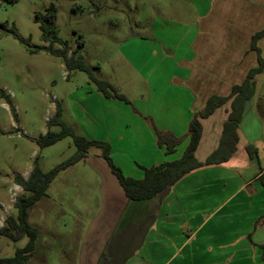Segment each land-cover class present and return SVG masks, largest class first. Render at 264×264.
Listing matches in <instances>:
<instances>
[{"label":"crops","instance_id":"crops-1","mask_svg":"<svg viewBox=\"0 0 264 264\" xmlns=\"http://www.w3.org/2000/svg\"><path fill=\"white\" fill-rule=\"evenodd\" d=\"M192 1L200 13L174 43L155 35L152 40L140 39L150 42L159 58L148 74L153 83L150 96L141 105L127 95L130 102L108 99L99 92L84 96L101 105L106 120L101 124L92 116L81 122V128L91 133L102 127L104 133H117L119 138L89 136L109 141L114 165L124 171L131 162L138 169L136 178L143 177V167L181 156L178 147L166 154L158 132L181 138L179 146L188 145L194 113L204 109L211 95L230 94L257 64L258 52L251 43L264 28V0ZM258 45L263 50L264 37ZM263 74L264 70L255 77V94L246 102L239 125L237 149L241 138L246 142L240 155L236 149L225 163L199 167L150 200L131 201L101 150L93 156L88 153L85 158L101 179L103 199L82 237L77 258L82 264H264V168L254 166L247 151L253 140L242 127L259 95ZM226 105L202 120L196 151L201 161L219 146L231 104L222 121L216 114ZM239 157L241 162L236 161Z\"/></svg>","mask_w":264,"mask_h":264},{"label":"rangeland","instance_id":"rangeland-1","mask_svg":"<svg viewBox=\"0 0 264 264\" xmlns=\"http://www.w3.org/2000/svg\"><path fill=\"white\" fill-rule=\"evenodd\" d=\"M51 2L58 8L60 37L68 41L71 50L77 49L76 55L93 66L97 77L109 80L140 105L150 96L153 83L149 82V70L159 64L153 45L140 39L150 36L152 40L156 36L174 43L190 29L200 10L192 0H0V91L11 96L18 115L14 117L8 100L0 96V227L8 216L17 215L14 202L24 194L14 181L17 173L28 177L37 160L44 172L65 164L51 181L47 195L31 209L29 221L37 227L38 234L36 247L24 264H82L77 259L82 237L98 216L103 199L101 179L89 165V158L72 162L78 150L71 136L43 149L35 138L49 129L48 120L58 101L64 121L79 135L96 139L119 135L104 133L102 127L91 133L81 128V122H88L92 116L101 124L106 120L100 104L84 99L90 92L99 95L85 71L68 70L60 57L42 48L32 50L36 45H47L34 17ZM13 27L29 46L15 36ZM261 51L263 56L264 46ZM263 90L264 74L259 79V95L242 126L256 147L254 166L262 168ZM229 104L216 114L218 120L226 117ZM50 129L59 132L61 127L54 125ZM245 143L241 138L238 156ZM120 145L121 140L114 147ZM185 147L187 144H181L178 149L183 152ZM89 152L93 156L100 149L91 146ZM240 160L241 157L236 161ZM137 170L130 162L124 171L137 177ZM27 241V237L14 241L0 234V258L14 256Z\"/></svg>","mask_w":264,"mask_h":264},{"label":"trees","instance_id":"trees-1","mask_svg":"<svg viewBox=\"0 0 264 264\" xmlns=\"http://www.w3.org/2000/svg\"><path fill=\"white\" fill-rule=\"evenodd\" d=\"M57 18L58 8L53 2L45 8L44 12L39 11L36 14L34 19L39 23V27L42 31V41L47 43V45H36L32 50L37 51L42 48L51 53V55L60 57L68 70L77 69L85 71L90 81L95 84V87L98 90L97 92L103 97L130 102L127 96L124 93H121L120 89L112 82L97 77L93 66L89 65L76 55L77 49L73 51L71 50L68 41L63 40L60 37ZM11 31L25 44L28 46L30 45L27 40H24V38L19 36V33L14 27ZM263 37L264 28L253 35L251 48L258 52L257 64L250 69L243 83L235 84L232 92L227 96H221L220 94L211 95L207 100L204 109L194 113L188 129L189 142L181 156L148 168L143 167L144 175L141 178L126 175L122 168L114 165L115 163L111 157V144L109 141L94 140L76 133V130L64 121L62 112L63 107L59 101L57 102V108L54 115L48 120L49 129L45 134L37 136L35 140L38 143L39 148L43 149L60 141L66 136H71L74 139L75 146L78 150V156L72 161L75 163L87 157L88 149L91 146L99 148L102 156L109 162L112 172L118 177L120 181L119 183L124 188L128 198L131 201L150 200L156 197L164 189L166 190L177 183L182 177L184 178L195 169L211 164L225 163L231 158L238 146L239 125L243 113L245 112L246 102L255 94V77L264 70V57L262 56V51L258 45V41ZM55 44H60V46H55ZM0 96H5L11 105L10 109L14 114V117L18 118L11 96L6 94L3 89L0 91ZM228 102L231 104V110L224 123L219 146L205 161H201L197 157L196 151L197 148H199L204 130L202 119L208 118L216 112L219 107H223ZM54 125L60 126L61 130L59 132L51 130L50 127ZM157 137L158 143L161 146H165L166 154L174 153L176 148L182 142L181 138L175 137L166 132H158ZM247 151L251 157H254L256 154V147L252 144L248 145ZM38 162V160L34 162V166L28 177L19 173L15 175L14 181L16 184L20 185L24 194L15 199L14 206L17 209V215L8 216L6 218V224L3 227H0V234L2 236L8 237L14 241L27 237L28 241L24 247L17 248L14 256L0 258V264H24L29 255L34 251L38 230L37 227L29 221L31 209L37 200L39 201L47 195V190L51 181L54 180L59 171L66 166L65 164L55 166L50 171L44 172L41 170ZM261 177L264 182L263 176Z\"/></svg>","mask_w":264,"mask_h":264}]
</instances>
